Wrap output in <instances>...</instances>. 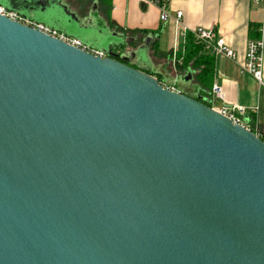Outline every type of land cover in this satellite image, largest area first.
I'll return each mask as SVG.
<instances>
[{
	"label": "water",
	"instance_id": "1",
	"mask_svg": "<svg viewBox=\"0 0 264 264\" xmlns=\"http://www.w3.org/2000/svg\"><path fill=\"white\" fill-rule=\"evenodd\" d=\"M4 1L109 48L0 14V264H264L263 139L137 67L151 37L118 55L67 0Z\"/></svg>",
	"mask_w": 264,
	"mask_h": 264
},
{
	"label": "crops",
	"instance_id": "2",
	"mask_svg": "<svg viewBox=\"0 0 264 264\" xmlns=\"http://www.w3.org/2000/svg\"><path fill=\"white\" fill-rule=\"evenodd\" d=\"M80 1H82L81 10L72 9V13L86 26H89L88 19H90L94 23L102 21L104 28L119 35L135 31L157 33L149 36L152 38L151 44L153 42L152 45L150 44V57L153 65L158 67V72L152 71L155 77L161 74L167 78L169 74L177 81V65L182 62L180 56L185 53L191 31L198 27L213 29L215 34L224 38L230 49L235 52L236 59L231 60L223 55L206 52L214 58V76L212 91L207 98H203L216 100L214 108L236 106L246 108L249 121L250 117L254 120L255 131L260 129L261 132H258L264 133V61L262 85L251 75L241 74V67L246 61L248 42L264 40V5L257 0ZM158 2H163L168 7L171 18L167 23L160 20ZM88 5H91V10L95 5L94 9L100 13L99 18L92 16L91 10L88 16L85 15ZM70 8L69 6L68 9ZM179 12H182V17L178 25L176 22ZM160 68H164L165 71L161 72ZM164 86L174 87L178 91L176 82H164ZM215 86L222 88L223 101L214 97ZM200 92L202 90H196V95H200ZM249 128L251 129L250 126Z\"/></svg>",
	"mask_w": 264,
	"mask_h": 264
},
{
	"label": "built area",
	"instance_id": "3",
	"mask_svg": "<svg viewBox=\"0 0 264 264\" xmlns=\"http://www.w3.org/2000/svg\"><path fill=\"white\" fill-rule=\"evenodd\" d=\"M258 3L264 5V0H257ZM160 9V20L163 23H167L170 20V16L168 13V7L163 2L157 3ZM0 14L9 17L10 19L17 21L23 25L29 26L42 32L46 35L58 38L63 42L83 49L94 56L100 58H106V55L97 50L88 49L80 42L70 39L59 32L51 29L45 25L37 24L31 20L25 19L13 12H7L5 9L0 8ZM182 17V12L177 14V24L179 25L180 18ZM263 30V29H262ZM191 35L195 38V40L204 46L205 52L212 54V55H223L228 59L235 60L236 54L235 52L230 49L227 45L224 38L215 34L213 29H206L203 27H198L191 31ZM263 61H264V40H250L247 44L246 50V61L244 65L241 67V74L251 75L256 81H258L261 85L263 84ZM168 89L172 91H176L174 87H168ZM177 92V91H176ZM213 95L217 100L223 101V90L220 87L215 86L213 88ZM218 113L228 117L234 124L241 125L249 130V125L244 121L246 115L248 114L247 109L244 107H222V108H214ZM260 138L264 141V135L260 134L258 131H255Z\"/></svg>",
	"mask_w": 264,
	"mask_h": 264
},
{
	"label": "trees",
	"instance_id": "4",
	"mask_svg": "<svg viewBox=\"0 0 264 264\" xmlns=\"http://www.w3.org/2000/svg\"><path fill=\"white\" fill-rule=\"evenodd\" d=\"M154 34L157 33H149L147 31H135L127 32L126 35L122 34L125 37L136 39V42L131 45L115 48L113 49V51H124L126 48H138L143 45L144 41H146V39L150 35ZM154 49L156 48L154 47ZM180 57L182 58V62L177 65L178 77L176 81V89L180 93L202 102L201 99L198 98V96L196 95V90H202V92H200V97L202 98H207L208 95H210V92L212 91V80L214 76V58L213 56L205 52L204 46L198 43L192 35L188 36L185 53ZM117 60L121 61L124 64H129L128 62L122 61L120 58H117ZM130 66L136 68V66L134 65ZM188 72H192V80L189 82H185L184 79L188 75ZM147 73L152 76H155V74L151 71H147ZM156 77L162 85H164V82H170L168 79H166V77L161 74H157ZM244 121L251 127V131L254 132L255 128L253 118L250 117L249 121V116H246ZM258 131L261 132L260 129ZM260 134L264 135V133Z\"/></svg>",
	"mask_w": 264,
	"mask_h": 264
},
{
	"label": "rangeland",
	"instance_id": "5",
	"mask_svg": "<svg viewBox=\"0 0 264 264\" xmlns=\"http://www.w3.org/2000/svg\"><path fill=\"white\" fill-rule=\"evenodd\" d=\"M81 3L82 1L80 0H67L64 4L67 5L68 7L70 6L71 8L69 10L72 12V9L76 11H80ZM0 5H3L5 8H8V5L4 0H0ZM90 10H91V5L90 6L88 5L85 11L86 12L85 15L88 16V14L90 13ZM17 13L18 11L16 12V14ZM18 14L34 22L42 23L44 25L53 27L55 28V30H57L60 33L62 32L72 38L78 39L88 49H98V50L106 51L109 48V43L107 41L97 39L93 34L81 28L74 21H70V18L67 15H65L62 11L61 13L54 15L48 10L42 13L41 10L38 9V11L34 14L21 10V12H19ZM91 14L92 16L96 18H99L98 16L100 15V13L94 8L91 10ZM96 24L98 25L99 28L101 29L104 28L102 21H96ZM113 33L118 34L116 32H112V34ZM111 39L114 40L113 37H111ZM137 67L148 68L149 70L151 69V72L152 71L158 72V67H155L153 65L152 59L150 57V53L146 56V58L144 59V62L137 63ZM160 70L161 72L165 71L164 68H160ZM166 79H168L172 83L176 82V79L171 78L169 74Z\"/></svg>",
	"mask_w": 264,
	"mask_h": 264
},
{
	"label": "flooded vegetation",
	"instance_id": "6",
	"mask_svg": "<svg viewBox=\"0 0 264 264\" xmlns=\"http://www.w3.org/2000/svg\"><path fill=\"white\" fill-rule=\"evenodd\" d=\"M96 24V23H95ZM97 25V24H96ZM98 26V25H97ZM134 50H136V48L135 49H133V48H126L124 51H120V50H116V51H114L116 54H118V55H123L124 53H127V52H130V51H134ZM118 58H120V57H118ZM128 65H131L130 63L128 64Z\"/></svg>",
	"mask_w": 264,
	"mask_h": 264
}]
</instances>
